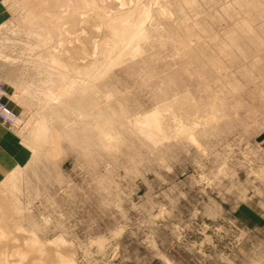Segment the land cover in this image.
<instances>
[{"label":"rangeland","instance_id":"obj_1","mask_svg":"<svg viewBox=\"0 0 264 264\" xmlns=\"http://www.w3.org/2000/svg\"><path fill=\"white\" fill-rule=\"evenodd\" d=\"M82 2L0 0V242L22 264H264V0Z\"/></svg>","mask_w":264,"mask_h":264},{"label":"bare ground","instance_id":"obj_2","mask_svg":"<svg viewBox=\"0 0 264 264\" xmlns=\"http://www.w3.org/2000/svg\"><path fill=\"white\" fill-rule=\"evenodd\" d=\"M50 2H52V1H50ZM79 3H84V2H82V0H55L54 5L51 3L53 7L50 10H48L47 12L43 13V15L41 16L42 19H40V20H43V21L44 20L45 21L46 20H51L52 18L54 19V18L62 17L64 14H71V16H72V14H75L76 12H78V10H80V8H82V7L79 6ZM53 19H52V21H53ZM37 33L35 35H37ZM31 34H33V33H31ZM32 36L34 37V35H32ZM144 121H146V122L149 121L148 122L149 124H150V122H151V125L153 124L151 126V129L153 131L154 130H156V131L159 130L160 127H159V124H158L159 122L157 121L156 113L152 112L151 114H149L148 116L145 117ZM12 244H13V242H12ZM16 252H18V250L16 249V247H14V244L11 245V244L1 243L0 242V264H22V263H20L21 259H19L18 257L15 256ZM25 264H29V262L27 261V263H25Z\"/></svg>","mask_w":264,"mask_h":264},{"label":"crops","instance_id":"obj_3","mask_svg":"<svg viewBox=\"0 0 264 264\" xmlns=\"http://www.w3.org/2000/svg\"><path fill=\"white\" fill-rule=\"evenodd\" d=\"M14 143H16L14 133L0 124V179L18 163L16 155L11 150Z\"/></svg>","mask_w":264,"mask_h":264},{"label":"built area","instance_id":"obj_4","mask_svg":"<svg viewBox=\"0 0 264 264\" xmlns=\"http://www.w3.org/2000/svg\"><path fill=\"white\" fill-rule=\"evenodd\" d=\"M5 92V84L0 81V124L7 130L12 131L17 126L19 116L17 112L5 102Z\"/></svg>","mask_w":264,"mask_h":264}]
</instances>
